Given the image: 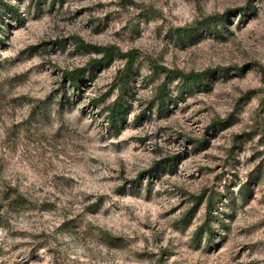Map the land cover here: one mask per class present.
<instances>
[{
	"label": "rangeland",
	"instance_id": "obj_1",
	"mask_svg": "<svg viewBox=\"0 0 264 264\" xmlns=\"http://www.w3.org/2000/svg\"><path fill=\"white\" fill-rule=\"evenodd\" d=\"M0 264H264V0H0Z\"/></svg>",
	"mask_w": 264,
	"mask_h": 264
},
{
	"label": "trees",
	"instance_id": "obj_2",
	"mask_svg": "<svg viewBox=\"0 0 264 264\" xmlns=\"http://www.w3.org/2000/svg\"><path fill=\"white\" fill-rule=\"evenodd\" d=\"M76 49L81 50L83 52L87 53H93L96 55H100V58L98 59H91L88 62V66L84 69H77L72 70L70 72H66L67 80L69 82V85H71L73 88L78 89L80 87V84L85 79V72L87 71L88 67H100L102 65H106L110 63L115 56H121L126 57L127 64L125 66V69L121 72L119 78H118V88L120 93L123 91H126L128 88V83L130 81V73L132 72V61L134 59L133 53L127 52L125 54H121V52L118 51L116 47L113 46H100L91 44L88 42H85L84 40L80 38H74L73 40ZM162 71L166 72L169 75H172L174 78H181L185 84V87H187V84L189 83H197L201 76L203 75L202 72H189V73H183L179 70H170L166 68H162ZM126 109L124 108L123 104L120 102V100L117 98L116 101L110 106L108 110V121L113 126H117L119 122H122L125 119ZM203 143V142H201ZM196 201L199 202L202 197H195ZM213 198H210L208 200L209 209L211 205H213ZM203 228L206 229V233L209 234L211 231V227L208 223L203 224L197 231V235L201 233Z\"/></svg>",
	"mask_w": 264,
	"mask_h": 264
}]
</instances>
